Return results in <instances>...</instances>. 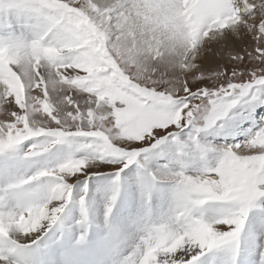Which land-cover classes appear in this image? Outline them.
<instances>
[{"label":"snow or ice","instance_id":"1","mask_svg":"<svg viewBox=\"0 0 264 264\" xmlns=\"http://www.w3.org/2000/svg\"><path fill=\"white\" fill-rule=\"evenodd\" d=\"M133 16L162 33L155 39L159 55L142 78L126 70L111 43L125 29L135 35ZM207 53L225 63L206 68ZM124 54L138 55L135 48ZM204 81L212 87L200 88ZM241 104H264V0H200L191 21L183 0H0V264H38L41 238L59 231L73 202L80 206L74 246H87V181L106 166L100 162L114 171L106 242L120 235L108 217L121 173L136 164L150 177L136 242L120 249L114 264H143L146 255H154V264H203L218 250L230 254L229 264H240L245 222L264 198V128L219 147L201 145L198 137L223 129ZM186 125L194 133L181 141ZM166 141L176 145L175 160L194 148L202 166L193 174L183 167L148 170L150 149ZM57 146H67L68 154L54 165L18 171ZM159 183L174 186L176 203L152 220L147 210ZM210 202L227 207H205ZM64 238L60 232L57 242ZM255 252L264 264V244Z\"/></svg>","mask_w":264,"mask_h":264},{"label":"rangeland","instance_id":"2","mask_svg":"<svg viewBox=\"0 0 264 264\" xmlns=\"http://www.w3.org/2000/svg\"><path fill=\"white\" fill-rule=\"evenodd\" d=\"M199 2L200 0H183V3L185 5V16L189 21L192 20V17L195 14L194 8ZM192 13L194 14L192 15ZM247 46H248L247 44L243 45V47H247ZM209 47L214 48L215 45H210ZM205 57H209L206 60L207 63H205L203 60H202V63L204 64L206 68H209V69H215L219 64L225 63L224 58L219 55H213L211 53H207ZM212 59L214 60L212 61ZM248 71H250V69H248ZM15 87L19 88V85H16ZM205 87H212V82L211 81L200 82V88H205ZM20 91L22 92V89H20ZM252 110L257 111V115H259V113L261 115L264 111V104H258L255 106L241 104V105L236 106L232 110V112L229 114V116L233 118L227 119L226 121L223 122L225 124V127L223 129L217 126L212 129H208L206 131L201 132L198 137L199 142L201 143V145H204V146L212 145L216 147L223 146V145L243 143L245 139H242V137H239L236 140H231V139L233 136L244 135V133L247 132V131H242V130L244 128H247L248 126L247 123L249 122V119L252 116L251 114ZM240 131L242 132L238 133ZM193 133H194L193 126L186 125L181 131L179 139L181 141H185ZM165 135H170V133H165ZM145 147H148V145H145ZM25 148H26V145H25ZM57 149L58 150L60 149L62 151L58 159H62L64 156L68 154L67 146H57L55 150ZM55 150L53 152H55ZM53 152L40 156V157L48 156L47 157L48 159L45 162L43 161L40 165H38V167H32L31 165L26 164V165L21 166L18 169V171L21 173L28 172L29 174H31L32 171L34 172L37 169L42 168L46 165L47 166L54 165L58 159L52 160V158H50V155ZM175 152H176V145L174 143H170L167 141L164 144L159 145L155 149H150L148 153L149 159L147 162L148 170L156 171V170L163 169L165 166L173 170H180L181 167H183L184 170L187 172V174H193L200 166H202V162H200L199 153L194 148L187 149L185 152V155L181 158L180 161H177L174 159ZM63 153H65V155ZM194 161H196L197 163L194 164L193 163ZM100 163L106 166L100 169L94 170L87 181L88 189H89L88 200H87V211H88L89 222H90L88 236H87V246L84 248L75 247L74 246L75 239L74 238L72 239L70 236L64 234L65 238H64L63 243L57 242L58 241L57 239V240H54L52 242V246H49L48 248L49 256L53 254V251L55 253L56 252L59 253L58 261H61L62 259L63 262H66L67 260L73 257H76L79 254H81L82 256V259L84 261L83 264H86L85 263L86 259L88 260V263H92V264H96L98 261H103L102 264H114V261L119 260V258L121 259L119 255V250L126 247V243H125L126 240L125 239L122 240V238H120V240L114 239V241L106 242V239H105L106 238V228H105V219H104L105 216L99 217V215H97V212H96L98 211L100 215L101 214L105 215L106 207L104 205H106V199L110 195V181L112 180L114 176V171L112 167L107 166V162H100ZM134 169H138V171H140L141 174H138L139 178L133 179V177L126 176L127 172H130L131 170H134ZM127 177L128 179H126ZM149 184H150V177L147 175H144L143 171L139 169L136 164L130 165L128 168L124 169V171L121 173V183H120L119 193L117 196V201L110 215L111 218L114 217V220L112 222L109 220L110 223L112 224L114 223L113 225L119 227L120 235L118 237H120L122 233L124 232V228L121 227L119 223L124 225L125 224L124 222H126V220H129L128 218L129 215H131L130 219L137 218L136 217L137 213L135 212L132 213V210L130 207L134 209H138V212L140 213L143 212L145 215V209H144L143 200H142V191L148 188ZM83 185H84L83 178H81L78 183H74V194L76 198H78L79 192L81 188L83 187ZM75 190H77L76 193H75ZM160 201H165V202H160ZM159 203H166L168 205V209H167L168 211L175 207L176 190L173 185L169 183H159L152 188L151 202L149 205L151 214L149 213V208L147 210L148 214L152 215V211H153L152 207L154 206L153 216H149L152 220H159L161 219V217H165L167 214H169L165 211V208L163 206L159 207ZM209 205L211 206L216 205L218 207L220 206L221 208L224 206L227 207L226 205H222L220 202H210ZM100 206L102 207L99 209ZM206 206L208 207V205ZM219 208H217V210H219ZM129 209L130 211L127 212V210ZM217 213L219 215V212ZM260 213H262V216L260 215V220L262 223L260 226H258L259 225L258 224L256 228L258 227L257 229L259 230L260 234L262 233L261 234L262 236L258 238L257 241L255 242L256 243L254 245L255 247L251 248L253 250L252 252L249 248H247V246H249L248 244H246V248L243 249L242 243H241V254L238 257L240 264H259L260 256L258 253L255 252V250L258 248L260 244L262 243L264 244V238H263V235H264V217H263L264 216V198L259 199L254 204V206L250 209L249 216L245 222V227L253 214H260ZM116 215L121 216L120 220L115 219ZM137 216L140 217V214H137ZM79 218H80L79 204L75 202L70 203L66 207L64 213L61 216L59 231L65 228V225H71L72 227L79 228L78 226H76V223H75L79 220ZM205 219L206 220L209 219L208 213H205ZM211 219H209L208 221H211ZM138 227L139 225L137 226V231H138ZM244 231H245V228H244ZM79 233H80V230H79ZM71 234L73 236L74 232H71ZM53 236H54V233L52 235V238ZM136 236H137V233L134 235L129 245H133L136 242ZM219 251L221 250H218L216 252H219ZM250 253H253V254H250ZM213 256L214 254L206 255L205 257L201 258V261L203 262V264H206L207 259L208 260L210 259V262L212 263L211 257ZM150 257H153V255L149 256V258ZM229 257H230V254H228V259H230ZM224 260L226 259L224 258ZM94 261L95 263H93ZM145 264H147V260L145 261ZM152 264L154 263L152 262Z\"/></svg>","mask_w":264,"mask_h":264},{"label":"bare ground","instance_id":"3","mask_svg":"<svg viewBox=\"0 0 264 264\" xmlns=\"http://www.w3.org/2000/svg\"><path fill=\"white\" fill-rule=\"evenodd\" d=\"M190 5V4H189ZM193 7V6H192ZM195 9V8H194ZM189 11V10H188ZM194 13H192V15H193ZM189 15V14H188ZM209 57H204V59H203V61L205 62V63H207V59H208ZM210 58H212V57H210ZM214 59H212V61H213ZM18 87V86H17ZM251 114H252V116L250 117V119H249V122L247 123V128H242L243 130L242 131H247L246 133H244V135H238V136H233L232 137V139L231 140H236V139H238L239 137H242V139H245V140H247V138H248V133L251 131V132H255V131H257V130H259L260 128H264V111H263V113L260 115V113H259V115H257V111H255V110H252V112H251ZM258 124H260V125H258ZM259 126V127H258ZM263 126V127H262ZM238 129V128H237ZM242 131H240V132H238V133H241ZM241 139V138H240ZM243 141V140H242ZM62 151L59 149H57V150H55V152H53L51 155H50V158H52V160H57L58 158H59V156H60V153H61ZM64 155H65V153H63ZM46 157V158H45ZM48 156H44V157H39V158H37V159H35L33 162H30L29 164H27V165H31L32 167H38V165H40L43 161L45 162V161H47V158ZM30 166V167H31ZM44 166V165H43ZM33 172V171H32ZM138 174H141L140 173V171H138V169H134V170H131L130 172H127V174H126V176H128V177H133V179H137V178H139V176H138ZM128 177L126 178V179H128ZM76 191L77 190H75V193H76ZM79 192V191H78ZM132 201H133V199H132ZM131 202V201H130ZM150 202H151V200H150ZM160 202H165V201H160ZM97 205V204H96ZM93 206V205H92ZM105 206V205H104ZM160 206H163L164 208H165V211L167 212V213H170V211L172 210H167L168 209V205L166 204V203H159V207ZM102 206H100L99 207V209L101 208ZM205 207H207V206H205ZM208 207H212V208H215V209H217V208H219L218 206H216V205H208ZM225 207V206H224ZM96 208V207H95ZM131 208V210H132V213L133 212H135V213H137V214H140V217H138L137 216V214H136V219H130V217H131V215H129V220H126V222H124L125 224L124 225H122L121 223H119V225L121 226V227H123L124 228V232L122 233V235L120 236V237H117L116 239H119L120 240V238H122V240L123 239H125L126 241H125V243H126V247H128V246H130L129 245V243L131 242V240L133 239V237H134V235L137 233V226L139 225V221L145 216L144 215V213L142 212V213H140V212H138V209H134V208H132V207H130ZM153 208V211H152V215H149L148 214V212H147V215L148 216H153V213H154V206L152 207ZM170 208H172V207H170ZM221 208V207H220ZM219 208V209H220ZM93 209V208H92ZM104 209V208H103ZM116 209V208H115ZM117 210V209H116ZM126 210V209H125ZM105 211V210H104ZM128 211H130V209L129 210H127V212ZM142 211V210H141ZM97 212V215H99V217L101 216V217H104L105 215H103V214H101L100 215V213L98 212V211H96ZM149 213L151 214V211H150V207H149ZM263 213V212H262ZM262 213H260V214H253L252 216H251V218H250V220L248 221V223H247V225H246V227H245V231L243 232V234H242V239H241V243H242V247H243V249L244 248H246V244H248L249 246H251V247H249V246H247V248H249L250 250H251V252L253 251L251 248H253V247H255L254 245L256 244L255 242L257 241V239L258 238H260L262 235V233L260 234V232H259V230L256 228V226L258 225V226H260L261 225V220H260V215L262 216ZM127 214V213H126ZM125 214V215H126ZM121 215V214H120ZM164 215V214H163ZM113 216V215H112ZM217 216H218V213H217ZM158 217V216H157ZM264 217V216H263ZM120 218H121V216H119V215H116L115 216V219H117V220H120ZM128 218H126V219H128ZM162 218V217H161ZM208 218L209 219H213L214 217L212 216V215H210V214H208ZM104 219H105V217H104ZM208 219V220H209ZM108 220H110L111 222L114 220V217L113 218H111V216H110V218L108 217ZM74 222V221H73ZM76 223V222H75ZM74 223V224H75ZM114 224V223H113ZM117 224V223H116ZM103 225V224H102ZM76 226H77V224H76ZM79 228H75V227H72L71 225H65V228H63L62 230H60V231H58V232H56L55 234H54V236H53V238H52V235H53V233H49L47 236H45V237H42L41 238V243H40V245H39V250L35 253V259L37 260V262H38V264H83L84 263V261H83V259H82V256H81V254H79L78 256H76V257H73V258H71V259H69V260H67L66 262H63L62 261V259H61V261H58V256H59V253H55L54 251H53V254L52 255H48V248H49V246H52V242L54 241V240H57L58 238H59V235H60V232H63L65 235H68V236H70L72 239L74 238V239H76V237L78 236V233H79ZM261 231V230H260ZM71 232H74V235L72 236V234H71ZM263 238H264V235H263ZM260 240V239H259ZM263 240V239H262ZM114 241V240H113ZM68 243V242H67ZM258 244V243H257ZM263 244V243H262ZM41 246V247H40ZM257 248V247H256ZM55 249V248H54ZM248 249V250H249ZM249 250V251H250ZM255 250V249H254ZM214 254V256L213 257H211V260H212V263L210 262V259L208 260L207 259V262H206V264H219V263H221V264H228V252L227 251H224V250H221V251H219V252H214L213 253ZM41 255V256H40ZM256 256V255H255ZM149 255H146L145 256V258H144V262H143V264H145V261L147 260V264H149V262H150V264H152V262L154 263V259H155V257H154V255H153V257H150L149 259ZM224 258L226 259V260H224ZM230 258V257H229ZM114 259V258H113ZM120 259V258H119ZM150 260V261H149ZM85 263L86 264H92V263H88V260L86 259L85 260ZM93 263H95V261L93 262ZM103 263V261H98L96 264H102Z\"/></svg>","mask_w":264,"mask_h":264},{"label":"clouds","instance_id":"4","mask_svg":"<svg viewBox=\"0 0 264 264\" xmlns=\"http://www.w3.org/2000/svg\"><path fill=\"white\" fill-rule=\"evenodd\" d=\"M132 31L135 35L128 34V30L125 29L124 32L116 36L112 40V46L118 49V55L121 58L124 67L133 76H139L142 78L147 69L152 65L153 61L157 59L159 55L154 51L155 49V39L162 35V33L154 30V25L144 19L132 17ZM119 31V29H117ZM125 48H135L138 55L135 60H129L124 54ZM167 50H165V53ZM167 58V55L165 56ZM21 223L25 224V227L32 229L30 224L25 222V218L21 217ZM3 228H0V232Z\"/></svg>","mask_w":264,"mask_h":264}]
</instances>
